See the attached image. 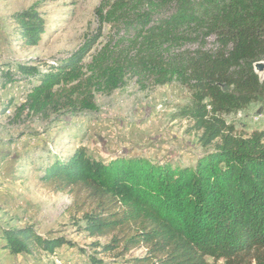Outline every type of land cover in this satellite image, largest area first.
Returning <instances> with one entry per match:
<instances>
[{"label": "trees", "instance_id": "1", "mask_svg": "<svg viewBox=\"0 0 264 264\" xmlns=\"http://www.w3.org/2000/svg\"><path fill=\"white\" fill-rule=\"evenodd\" d=\"M96 12L101 25L124 33L100 49L92 42L47 73L18 64L35 84L16 116L93 111L97 92L111 94L127 79L142 88L178 83L196 107L175 117L194 121L204 147L219 141L184 167L143 156L105 162L82 147L52 156L42 185L71 195L91 233L112 237L107 251L144 247L135 264H264V130L238 137L216 116L264 96L254 67L264 61V0H103ZM13 20L18 41L40 44L46 22L39 13ZM0 238L14 254L73 245L28 225L2 229Z\"/></svg>", "mask_w": 264, "mask_h": 264}, {"label": "rangeland", "instance_id": "2", "mask_svg": "<svg viewBox=\"0 0 264 264\" xmlns=\"http://www.w3.org/2000/svg\"><path fill=\"white\" fill-rule=\"evenodd\" d=\"M102 1L0 0V230L34 226L44 238L64 237L73 243L53 254L42 250L14 254L3 248L0 238V264H97L93 258L98 264H135L146 253L144 247L126 253L107 251L112 237L91 233L85 214L72 207L71 195L44 188L40 178L52 156L65 158L84 147L100 161L143 156L184 167L194 165L219 141L204 147L203 131L194 121L175 117L196 107L190 92L178 83L142 88L136 79H127L111 94L97 92L93 111L59 112L45 120L28 110L16 116L35 84L32 77L20 74L18 64L47 73L53 63L92 42L93 50L100 49L111 36L116 39L124 33L109 23L101 25L96 10ZM28 10L46 22L44 38L37 46H25L17 38L13 17ZM208 42L213 45L214 39ZM216 116L234 135L249 138L264 130V96ZM219 264L225 263L220 260Z\"/></svg>", "mask_w": 264, "mask_h": 264}, {"label": "water", "instance_id": "3", "mask_svg": "<svg viewBox=\"0 0 264 264\" xmlns=\"http://www.w3.org/2000/svg\"><path fill=\"white\" fill-rule=\"evenodd\" d=\"M255 71L260 75V78H264V61H258L254 65Z\"/></svg>", "mask_w": 264, "mask_h": 264}]
</instances>
